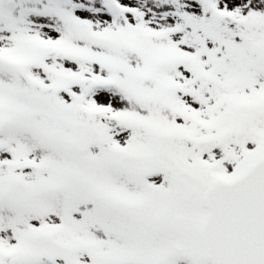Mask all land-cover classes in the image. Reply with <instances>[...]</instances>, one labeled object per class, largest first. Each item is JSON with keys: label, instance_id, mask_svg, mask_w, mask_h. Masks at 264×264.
<instances>
[{"label": "snow or ice", "instance_id": "6c2138e0", "mask_svg": "<svg viewBox=\"0 0 264 264\" xmlns=\"http://www.w3.org/2000/svg\"><path fill=\"white\" fill-rule=\"evenodd\" d=\"M0 264H264V0H0Z\"/></svg>", "mask_w": 264, "mask_h": 264}]
</instances>
